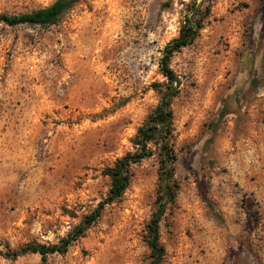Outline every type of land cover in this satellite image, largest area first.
Returning a JSON list of instances; mask_svg holds the SVG:
<instances>
[{
  "label": "rangeland",
  "instance_id": "374dc122",
  "mask_svg": "<svg viewBox=\"0 0 264 264\" xmlns=\"http://www.w3.org/2000/svg\"><path fill=\"white\" fill-rule=\"evenodd\" d=\"M54 0H0V16ZM194 0H77L49 26L0 21V264H43L106 198L103 169L133 150L160 100L158 61ZM199 3L201 0H195ZM173 53V203L159 223L163 264H264V0H210ZM123 195L45 264H149L155 151Z\"/></svg>",
  "mask_w": 264,
  "mask_h": 264
},
{
  "label": "trees",
  "instance_id": "16d2710c",
  "mask_svg": "<svg viewBox=\"0 0 264 264\" xmlns=\"http://www.w3.org/2000/svg\"><path fill=\"white\" fill-rule=\"evenodd\" d=\"M77 0H54L51 4L34 9L20 15H2L0 21L8 25L29 23L32 25L49 26L55 24L62 15ZM210 0H194L184 14L178 35L166 43L161 51L158 67L165 77L164 83H155L154 87L160 92V100L156 107L148 114L143 123L137 128L132 139L133 150L116 158L112 165L103 169L104 175L109 178V189L106 198L98 202L96 207L83 221L75 225L66 236L54 244H25L17 250H10L8 257L16 258L26 253H39L42 263L48 254L66 252L68 247L101 215L107 204L118 200L127 189L132 176L131 166L144 158L150 157L155 151L159 163V185L156 196V208L146 225L144 241L149 249V264H163L165 249L159 242V223L167 205L173 203L176 196L177 184L174 180V164L176 153L173 143V112L171 102L179 91V78L170 67V59L174 52L179 51L193 42L203 25V20L209 12Z\"/></svg>",
  "mask_w": 264,
  "mask_h": 264
}]
</instances>
